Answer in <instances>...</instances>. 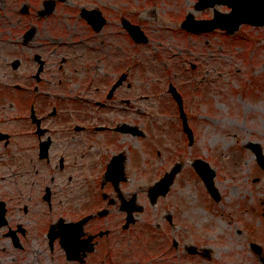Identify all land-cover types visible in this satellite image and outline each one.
I'll use <instances>...</instances> for the list:
<instances>
[{"label": "flooded vegetation", "instance_id": "af4514ba", "mask_svg": "<svg viewBox=\"0 0 264 264\" xmlns=\"http://www.w3.org/2000/svg\"><path fill=\"white\" fill-rule=\"evenodd\" d=\"M10 1L0 0V5L5 8ZM14 1L19 2L18 21L32 15L38 21L51 19L57 37H49L52 48H27L35 35L25 41L27 28L20 25L19 35L7 36V45L0 48V264L211 260L214 249L202 244L199 219L188 214L174 193L185 168L186 134L178 109V115L159 119L157 125L153 118L152 124L139 122V110L132 105L137 90L129 77L132 63L120 71L122 48H104L98 64L104 73L85 76L83 94L72 98V86L80 80L65 71H89L86 57L95 48H81L83 55L75 48H59L67 43L60 30L73 31V38L80 31L86 38L81 14L86 5L78 6L76 14L72 0V6L49 0L53 8L41 16L39 11L50 5L47 0L32 9L26 0ZM104 19L100 30L108 22ZM4 33L10 30L1 23L0 40ZM11 40L17 48H10ZM59 71L65 77H57ZM111 71H116L112 78ZM123 73L126 77L113 88ZM185 113L193 129L191 115ZM173 130L181 141H166ZM174 170L165 193L149 189ZM188 226L195 229L190 232Z\"/></svg>", "mask_w": 264, "mask_h": 264}, {"label": "rangeland", "instance_id": "374dc122", "mask_svg": "<svg viewBox=\"0 0 264 264\" xmlns=\"http://www.w3.org/2000/svg\"><path fill=\"white\" fill-rule=\"evenodd\" d=\"M69 1L63 2L69 4ZM195 1L72 0L77 8L85 5L87 9L98 8L108 22L97 32L89 30L86 22V38L80 31L73 38V31L66 27L60 30L62 40L67 43L59 48H75L77 55H83L81 48H95L94 55L86 57L91 62L85 64L89 71L84 73L80 67L78 72L71 73V67L65 71L67 77L80 80L72 86L71 97L83 94L81 82L85 76L104 73V68L98 65L104 48H122L120 71L129 70L127 66L132 63L129 77L137 85L132 93V105L139 110L140 123L152 124L153 118L157 125L159 119L165 121L178 115L177 106L167 92L169 81H174L182 93L184 108L191 115L195 136L191 147L187 139L183 144L184 174L174 187L178 192L174 193L179 195L188 214H195L199 219L197 229L202 234V244L214 249L212 259H203L202 264H261L249 247L250 242H256L264 252V170L245 144L257 141L264 151V26L243 24L233 34L220 29L208 33L187 32L180 26L186 13L202 19L213 16L212 8L195 10ZM39 2L26 0L31 9V6L38 7ZM18 7L19 2L14 0L5 8L0 5V26L5 23L10 30L9 35L4 33L1 37L0 48L7 45V36L19 35L20 25L27 28L30 24L38 30L27 48H52L47 42L57 34L51 19L38 21L32 15L18 21ZM72 7L77 14L79 8ZM216 7L228 10L226 6ZM121 15L140 26L148 37L146 43L132 41L122 26ZM10 42V48H17ZM116 71L108 76L114 77ZM61 72L57 77H65ZM69 92L66 86V93ZM166 135V141L174 143L175 138L181 141L174 130ZM196 157L206 159L215 168L219 201L209 196L190 166ZM193 229L188 226V231Z\"/></svg>", "mask_w": 264, "mask_h": 264}, {"label": "water", "instance_id": "95a60500", "mask_svg": "<svg viewBox=\"0 0 264 264\" xmlns=\"http://www.w3.org/2000/svg\"><path fill=\"white\" fill-rule=\"evenodd\" d=\"M45 1V3H50V5L39 13L44 14L48 11H51L53 8L52 1ZM224 4L231 8L229 12H220L215 9L214 15L211 19H194L192 14H188L182 23V28H185L192 32H205L211 31L215 28L225 29L227 32L232 33L238 29L241 23H250L252 25H264V0H199L195 4V8L202 9L204 7L214 6V4ZM86 18L91 22L94 26V29L97 31L101 28L104 20L100 17L98 12L95 11H85ZM93 13H97V15H91ZM125 28L129 31L130 35L137 41V42H146L148 39L143 34L142 30L138 25H132L129 22L124 21ZM34 27L30 28L26 33L27 40L32 37L34 34ZM169 91L172 93L173 97L176 99V103H178L179 113L183 120L184 129L187 132L189 137V143H192V131L186 123V117L183 109L182 98L181 95L176 92V88L170 84ZM248 146L251 148L252 152H254L257 162L259 165L264 168V153L262 152V148L259 143L256 142H249ZM194 166L200 176L203 178V181L210 192V195L214 198L218 199V192L216 191L214 185V170L210 167V165L202 160H196L194 162ZM176 170L172 171L170 174H166L162 179L156 183L154 187H160L162 189L168 188V186L172 182L173 173ZM166 188V189H167ZM252 247L255 248L257 251L260 260L264 264V257L261 253L260 247L256 244H252Z\"/></svg>", "mask_w": 264, "mask_h": 264}]
</instances>
